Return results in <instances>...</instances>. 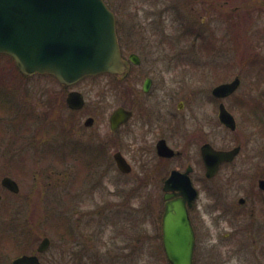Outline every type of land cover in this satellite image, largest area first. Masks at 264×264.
I'll return each mask as SVG.
<instances>
[{"label":"flooded vegetation","instance_id":"af4514ba","mask_svg":"<svg viewBox=\"0 0 264 264\" xmlns=\"http://www.w3.org/2000/svg\"><path fill=\"white\" fill-rule=\"evenodd\" d=\"M104 1L114 15L120 57L125 65L119 74H95L108 75V90L118 99L107 117L109 132L114 137L112 146L116 147L112 154L116 169L123 175L131 172H122L116 165L114 154L117 152L128 162L120 142L154 143L155 154L161 162L159 169L151 171L160 182L163 204L181 196L177 189L164 190L165 180L173 170L187 173L197 191L188 208L195 242L197 221L202 216V228L211 249H221L226 255L221 264H231V259H238V264H264V146L257 147L258 151L251 155L246 153L239 162L238 157L246 149L241 138L227 146L216 147L208 139L209 130H205L210 122L212 106L218 122L227 131L234 132L239 119L254 127L257 142L259 136L264 137V102L252 97L237 98L246 74L252 75L256 82L264 83V54L258 49L264 47V24L256 25L258 15H264V0ZM9 62L11 64L6 69L10 74H13V69L28 77L40 74H23L11 60ZM254 64L260 65L263 74L260 70H253ZM2 74L0 71V84ZM74 84L60 83L61 90L54 94L53 104L46 94L42 114L37 115L41 119L37 130L32 120L33 108L20 114L21 118L26 117V123L24 120L19 123V109L15 107L13 95L0 87V264H13L22 255H37L41 264H47L45 255L51 239L38 228L39 223L45 226L47 222L40 220L36 225L31 216L23 215L19 203H27L31 199L26 195L22 196L23 200L18 199L20 184L12 174L26 172V160L20 153L26 147L36 149L40 158L51 151L48 121L53 119V115L58 117V111L63 107L71 113L84 108L85 97L80 90L71 87ZM220 85L225 87L221 94H216L214 89ZM70 91L81 94L83 104L80 107L73 108L68 104ZM58 94L63 96L59 98ZM118 107L128 111L129 115L125 121L112 126L110 116ZM221 109L226 111L228 123L226 118L220 117ZM237 110L240 111L238 118L234 113ZM58 121L64 123L58 131L61 138L58 149H62L58 157L62 160L85 157L87 171L97 166L107 154L106 142L74 139L66 145L65 140L72 129L82 131V128L93 126L94 116L87 115L82 126L80 123L71 125V118L59 116ZM19 138L25 139L22 148L18 147ZM178 140L199 143L196 154L199 162L195 166L204 171L202 184L205 195L201 209L197 204L200 187L192 175L194 166L187 161L185 166L176 165L164 172V162L185 157L186 148L179 149L172 144ZM160 144L169 148L172 154L160 155ZM205 145L215 150L233 151L230 158L221 161L215 172L209 175L203 157ZM223 169V181L214 182ZM248 171L253 177L246 183ZM5 177L15 181L17 190L3 182ZM166 193L171 194L168 199L164 198ZM213 228L220 231L219 243L211 242ZM44 237H48L50 243L44 251L38 252L37 246Z\"/></svg>","mask_w":264,"mask_h":264},{"label":"rangeland","instance_id":"374dc122","mask_svg":"<svg viewBox=\"0 0 264 264\" xmlns=\"http://www.w3.org/2000/svg\"><path fill=\"white\" fill-rule=\"evenodd\" d=\"M258 24H264V15H258L256 25ZM258 49L264 54L263 46ZM7 60L4 55H0V71L3 73L0 87L6 88L13 95L12 100L19 109V123L23 120L26 123V117L21 118L20 114L32 111L33 108L32 120L37 130L41 125V119L37 115L42 114L46 94L53 104V96L60 92L61 85L55 77L48 74L28 77L14 69L13 74H10L6 67L11 63ZM253 66V70L261 69L259 64ZM244 73H247L246 70ZM108 78L106 74H99L81 79L71 87L80 90L84 95V108L74 113L64 107L58 111L62 119L71 118V125L74 126L79 123L82 126V121L87 115L94 116L93 126L82 128V131L72 129L65 140L66 145L74 139L93 143L106 142L107 154L99 164L87 171L85 157H67L64 160L58 157L62 150L58 149V143L61 141L59 132L64 123L58 121L59 116L53 115V119L48 121V142L51 151L40 158L36 149L26 147L20 152L26 160V172L12 174L20 184L21 195L18 199L23 200L22 196L25 195L31 199L27 203H19L23 215L31 216L36 225L40 220L48 223L45 226L38 224L39 231L51 239L50 248L45 255L47 264H169L161 240L163 191L157 176L151 171H155L161 161L155 154L154 143L120 142L132 169L127 175L116 169L112 158L116 147L112 146L114 137L109 132L107 117L118 103V99L108 90ZM58 95L59 98L63 96ZM249 97L264 102V83H258L252 75L246 74L237 92V98ZM234 113L238 118L240 111ZM22 127L23 125L19 128ZM206 129L210 133L209 141L216 147L227 146L241 138L246 149L238 157L239 162L245 158L246 153L251 155L258 151L257 147L264 146V137L259 136L257 142L254 127L239 119L237 129L234 132L227 131L218 122L212 106L210 122L205 126ZM19 139L18 147L22 148L25 139ZM172 144L179 149L185 147V157L164 162V172L176 165L185 166L189 161L194 166L192 175L200 187L197 204L201 209L205 195L202 184L204 171L195 166L199 162L196 155L199 143L178 140ZM224 172L225 169L218 174L214 182H222ZM246 174L249 176L245 182L249 183L253 174L250 171ZM202 224L201 216L197 221L194 264H221L226 255L221 249H211L212 245L207 242ZM220 236V231L213 228L211 242L219 243ZM231 264H238V259H231Z\"/></svg>","mask_w":264,"mask_h":264},{"label":"water","instance_id":"95a60500","mask_svg":"<svg viewBox=\"0 0 264 264\" xmlns=\"http://www.w3.org/2000/svg\"><path fill=\"white\" fill-rule=\"evenodd\" d=\"M0 53L11 56L21 73L50 74L64 85L74 84L84 76L100 72L119 74L125 69L114 15L104 0H0ZM224 87L220 85L214 92L221 94ZM67 102L70 107L78 108L83 98L79 92L70 91ZM226 114L220 110L222 119ZM128 115L122 107L116 108L110 116L112 126L125 121ZM225 121L228 123L227 118ZM171 152L158 145L160 155L169 156ZM232 152L205 145L207 174L214 173ZM114 159L122 172L131 170L120 153H115ZM186 174L173 170L164 183L165 191L177 189L181 195L166 200L161 217L162 245L169 264H193L195 235L188 208L197 191ZM3 182L17 190L11 178L5 177ZM170 195L166 193L164 198ZM49 243V238L44 237L37 251H44ZM13 264L41 263L37 255H22Z\"/></svg>","mask_w":264,"mask_h":264},{"label":"trees","instance_id":"16d2710c","mask_svg":"<svg viewBox=\"0 0 264 264\" xmlns=\"http://www.w3.org/2000/svg\"><path fill=\"white\" fill-rule=\"evenodd\" d=\"M0 55H2V54H0ZM4 56H6V55H4ZM6 57H8L10 60H11V58L9 57V56H6ZM12 61V60H11ZM13 62V61H12ZM59 104H57V106H58ZM55 109L57 108V107H54ZM67 228V230H70V228L69 227H66ZM68 237H70L69 235H68Z\"/></svg>","mask_w":264,"mask_h":264}]
</instances>
